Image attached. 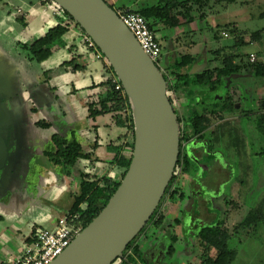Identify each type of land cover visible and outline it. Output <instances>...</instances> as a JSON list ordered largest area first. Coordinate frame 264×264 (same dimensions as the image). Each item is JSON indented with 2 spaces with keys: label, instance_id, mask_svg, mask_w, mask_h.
I'll return each instance as SVG.
<instances>
[{
  "label": "rangeland",
  "instance_id": "rangeland-1",
  "mask_svg": "<svg viewBox=\"0 0 264 264\" xmlns=\"http://www.w3.org/2000/svg\"><path fill=\"white\" fill-rule=\"evenodd\" d=\"M42 1L0 0V105L8 121L6 143L9 149L7 166L0 170V224L5 229L9 228L11 233L13 225H23L25 220L18 241L14 239L3 246L8 237L2 235L0 264H11L10 259L22 249L18 245H24L25 237L36 225L50 230L56 228L41 221L43 218L49 221L50 215L46 210L56 208L43 197L44 179L50 176L59 180L62 177L69 181L76 179V190L82 172L108 175L118 180L124 169L117 162H111L118 155L112 141L119 140L124 154L130 156L133 153L130 147L125 146L132 133L129 131L125 137L127 128L117 124L114 114L96 120L89 117L87 101L97 99L108 90L107 87L95 89L89 86L112 78L113 74L108 71L110 67L104 64V59H97L94 51L88 48L81 30L73 29L75 33L66 34L67 47H58L47 60L38 62L31 59L32 53L26 46L57 24L63 14L55 3L43 4ZM106 1L118 10V6ZM121 1L132 5L131 0ZM138 3L154 5L158 0H140ZM135 7L131 10H137ZM207 13V21L199 18V12H194V21L183 18L184 22L181 19L179 27L156 26V34L163 47V58L156 62L163 72L169 64L186 54L196 58L189 67L191 73L221 67L225 54L232 52L240 55L236 62L241 59L248 61L250 57L246 54H254L256 59L264 61V0H236L226 7L224 3H215ZM230 23L237 26L238 33L233 34L230 28H225ZM78 55L79 64L86 65L85 70H66L63 63ZM197 90L198 95L189 100L168 92L183 126L189 110L203 112L211 109L212 103L229 94H233L239 106L236 112L228 110L210 115L211 126L206 133H215L209 136L206 145L192 142L195 138L184 141V150L187 148L189 151V169L181 172L178 179L184 197L174 203L178 207L168 208L163 204L161 210L162 213L168 212L171 218H182L183 224L176 226L179 240L169 255L167 248L161 246L164 242L156 243L146 257V264H206L201 261L203 251L199 242L190 249V238L183 237L189 228L192 229L189 217H195L199 222L196 232L203 226L217 223L228 229L231 234L229 247L237 254L231 264H264V221L259 219L255 225L240 227L250 211L264 215V76L241 70L225 79L215 92L207 86ZM118 92L122 98L125 97L124 92ZM201 100L206 101L204 105H199ZM115 103L114 99L113 105ZM188 104L196 107L191 109ZM127 109L125 105L123 116L129 114ZM54 134L70 141L77 140L83 152L90 153L89 158L80 159L71 169V178L66 177L63 164L54 163L46 154V151L54 149ZM96 141L99 146H96ZM204 145L207 155L201 148ZM192 147L200 148L197 154L201 157L191 151ZM68 193L62 190L57 204L61 205ZM201 198L209 201V210L201 207ZM148 229L149 233L157 232L151 224L144 232ZM167 229L169 233L173 232L170 226ZM162 231L160 233H165ZM186 233L195 234V228ZM185 242L189 248L184 247ZM211 254L214 256L213 252Z\"/></svg>",
  "mask_w": 264,
  "mask_h": 264
},
{
  "label": "water",
  "instance_id": "water-1",
  "mask_svg": "<svg viewBox=\"0 0 264 264\" xmlns=\"http://www.w3.org/2000/svg\"><path fill=\"white\" fill-rule=\"evenodd\" d=\"M104 53L128 97L134 120L132 160L106 207L51 264H113L159 205L181 152V126L169 82L106 0H53ZM0 105V170L9 149L8 121ZM127 260V259H126Z\"/></svg>",
  "mask_w": 264,
  "mask_h": 264
},
{
  "label": "trees",
  "instance_id": "trees-1",
  "mask_svg": "<svg viewBox=\"0 0 264 264\" xmlns=\"http://www.w3.org/2000/svg\"><path fill=\"white\" fill-rule=\"evenodd\" d=\"M47 2L55 3L53 0H43L42 3ZM236 0H158L157 4L141 7L136 12L145 16L151 26L156 28L157 25L163 24L164 27L176 28L181 25V19L188 18L189 21H194V12H199V18L205 20L208 16L207 9L212 8L215 3H224L226 7L229 3H234ZM65 17L60 20L53 27L49 28L41 37L34 41L31 45H27L26 48L31 51V59L38 62L47 60L58 47H67V42L64 36L72 29L81 30L83 34L89 36L81 25L65 10L60 8ZM226 29H231L233 34L238 33V28L234 23L225 25ZM156 30V29H155ZM90 37V36H89ZM216 39L219 38L217 34L214 35ZM91 38V37H90ZM92 39V38H91ZM96 48L101 52L105 60H108L100 48L96 45ZM92 50V49H90ZM221 49L217 50L218 52ZM250 57V54H246ZM80 56H74L71 60L65 61L63 66L68 71L79 72L84 71L86 65L79 64ZM195 57L192 54L182 55L180 59L173 61L166 67V71H162L163 75L169 82L168 92L174 93L178 98L192 99L198 95V88L207 86L212 91H216L217 88L223 83L225 79L230 76L236 75L241 70L248 71L251 74L257 76H264V61L256 59L251 62L241 59L240 62H236L240 59V55L235 53H226L221 67L205 69L202 73H191L189 67L195 62ZM113 77H109L101 82L92 84L89 88L107 87V91L97 96V99L87 101V107L90 118H96L98 116L114 114L117 124L121 127L127 128L125 137L132 133V138L125 146L130 147L132 152L134 149V120L132 116V110L125 90V97L120 96V92L115 90V80L121 82L112 65H109ZM124 89V88H123ZM121 91V92H122ZM114 99L116 101L113 105ZM171 101L172 98L170 97ZM127 106L129 114L126 113L123 116V110ZM237 102L234 97L229 94L223 100L212 103L211 109H205L203 112L197 111V109L189 110L188 118L184 121L178 117L181 126V152L179 160L173 174V177L150 220L147 222L141 232L128 244L124 255L126 258H130L128 252L133 250L134 253L140 255L138 247L135 242L142 233L146 230L147 226L152 223L159 224L165 217L162 213V206L165 201H171L178 203L184 197L183 187L180 186L179 177L180 173L189 169L187 153L184 152L182 143L195 138L194 141L208 143L209 136L215 131H211L210 135L206 132L211 126L210 115H215L228 110H237ZM264 107V103H263ZM192 109V108H191ZM223 117V116H221ZM264 120V113L262 114ZM262 120V121H263ZM43 124V123H39ZM47 125V124H43ZM208 135V136H207ZM213 135V134H212ZM52 142L54 145L53 150L46 151L50 160L56 164H63L66 169V174H71V169L79 162L80 159L89 158L90 153H84L80 142L77 140H68L59 134L52 136ZM123 146H113L116 149L118 155L112 160L117 162L124 172L120 179H115L111 176L104 175L97 179L92 180V176L82 172L80 193L75 197V201L66 214L70 223H76L82 226V230L88 226L92 220L99 215V213L106 207L110 199L115 194L121 181L123 180L127 170L129 169L132 153L130 156L122 152ZM264 221V215L258 211H250L243 223L240 225H255L257 220ZM174 224H180L182 218H176ZM238 228V227H236ZM36 229V228H35ZM34 229V231H35ZM33 231V233H34ZM197 237L202 246V263L208 264H231L237 257L236 252L229 247V239L231 237L230 232L224 225L220 223L207 225L201 227L197 233ZM31 241L28 239L27 242ZM174 249V245L171 246V250ZM212 251H215L214 256H211Z\"/></svg>",
  "mask_w": 264,
  "mask_h": 264
},
{
  "label": "crops",
  "instance_id": "crops-1",
  "mask_svg": "<svg viewBox=\"0 0 264 264\" xmlns=\"http://www.w3.org/2000/svg\"><path fill=\"white\" fill-rule=\"evenodd\" d=\"M108 1L110 3H112L113 5L118 6V8H127V9L134 8V6H136L135 8L139 9L141 7H145V6L149 5V4H145V3L140 5V3H138V1H140V0H131L132 1V5L131 6L125 5L124 3H120V2H122L121 0H108ZM64 18L65 17L62 15V16H60L59 20H63ZM207 19H205V21H207ZM182 22H184L183 19H182ZM68 33H67V35H72L70 33H75V31H73V29H72ZM64 39H65V37H64ZM65 41H67V40H65ZM168 63L169 62H167V65H168ZM97 88H95V89H97ZM231 95L233 96V94H231ZM234 99H235V97H234ZM205 102H206L205 100H201V102L199 101V105H201V104L204 105ZM257 104H259V102ZM188 105H189L190 108L193 107V106L196 107L195 104L194 105L193 104H188ZM236 106L238 107L239 105L237 104ZM257 112L259 114L261 113V111H257ZM103 116L104 115L98 116V117H103ZM98 117H96L94 120H96ZM95 124H96V121H95ZM95 126H96V130L98 131V128H97L98 127V123ZM98 137H100V136H98ZM120 137H122V136H120ZM112 142H113V144H111V145H113V146L119 145L118 144L119 140H117V141L114 140ZM99 145H100V143L98 141H96V146H99ZM122 152L125 153L123 151V148H122ZM205 155H207V154H205ZM203 166H204V164H203ZM86 174H89L90 176H92V180L101 177V176H97L96 174L95 175L91 174V173H86ZM71 176H72V173L70 175L66 174V177L71 178ZM75 182H76V179H74L72 181H69L67 178H63L62 177V179L59 180L55 176H53V177L50 176V178L43 180V187L45 189V191L43 193V195H44L43 197L45 198V200H47V203H50L51 205L53 204V206L56 207V208H53V209H47L46 210V211H48L47 214L50 215V218L48 219L49 221L45 220V218H43L41 220L44 225H52L55 228L56 224H57V220L59 218L65 216L69 212V210L71 209V207H72V205H73V203L75 201V197L80 193L81 179L79 180V184H78L79 188H78V190H76L75 187H74V183ZM62 190L63 191H67L69 193L66 195L65 199L62 201V204L60 205V204H57V201L59 200V197H60V194L62 193ZM200 203H201V207H203V208H205L207 210L210 209L209 201H207L205 198H201V202ZM164 204H167L166 207H168V208H170L172 206L173 207H178L177 205H175L171 201H167V203L165 202ZM163 214H164L165 217L163 218V220L161 222H159V224H156V223H152L151 224V226H153V227L155 226L156 227L157 232L155 231V233H149L150 231L148 229L146 232L142 233L140 235V237L137 239V241L135 242V245L138 247V252L140 253V255L134 253L133 250H130L128 252V254L130 256L129 259L128 258H126L127 260L126 259H119L113 264H146L147 263L146 257L154 249V247L156 246V243H160V241H162V243L164 242L163 244H161V246L163 248L165 247V249L167 248V254L168 253L170 254L171 246L174 245V247H176L175 244L177 243V240H179V234L176 232L177 231L176 226H181L183 224V221L180 224L176 223V224L173 225V222H175L174 220L177 217L175 216L174 218H171L168 212H166V213L163 212ZM189 220L192 221L191 228L192 229L195 228V234L193 233V235H188L186 232L192 230V229L189 228V230H187L185 232L183 237L190 238V240H189L190 241L189 242L190 249H194L196 243L199 242V245H200L199 247H200V249L202 251L201 243L199 241V238L197 237L198 231L196 232L197 228L199 227L198 226L199 222L195 221L196 220L195 217H189ZM20 224L13 225V227H12L13 229L11 230V233H9V228L5 229L0 224V239L3 237L2 235H5L6 237H8L6 242H4L2 244L3 246H6L7 243L13 242L14 239L18 241L19 234L21 232L22 226L25 224V220L23 221V225H22V223H20ZM166 226L167 227L170 226V231H173V232L169 233ZM38 227L49 229V228H46L44 226H37V225L35 226V228H38ZM34 229H32V232H31V234L29 236L25 237V239H24L25 243H24L23 246L19 243L20 245H18V247L21 246L22 249H20V251L19 250L17 251L15 258L10 259V263L11 264L15 263L16 259L22 254V252H23V250L25 248V245L30 242V241L29 242H27V241H28V239L31 240V236L33 234ZM162 230H164L165 233H160V231H162ZM166 243H167V245H166ZM184 245H186V246H184L185 248H189V245H188L187 242H185ZM174 249H176V248H174ZM212 252L215 254V251H212Z\"/></svg>",
  "mask_w": 264,
  "mask_h": 264
},
{
  "label": "built area",
  "instance_id": "built-area-1",
  "mask_svg": "<svg viewBox=\"0 0 264 264\" xmlns=\"http://www.w3.org/2000/svg\"><path fill=\"white\" fill-rule=\"evenodd\" d=\"M59 11H61L60 7ZM116 12L126 27L134 34L145 53L157 64L156 61L161 58L163 47L157 37L155 28L151 26L149 20L141 13L127 8H118ZM84 37L88 48L94 51L97 59L103 58L104 64L109 66L110 62L105 60L96 48V43L85 34ZM250 61H256L254 54H250ZM114 82L116 91L124 90L121 82L117 80ZM81 231L82 226L70 223L67 215L57 220V226L54 230L38 227L32 234L31 241L25 245L22 254L14 264H51L70 246Z\"/></svg>",
  "mask_w": 264,
  "mask_h": 264
},
{
  "label": "flooded vegetation",
  "instance_id": "flooded-vegetation-1",
  "mask_svg": "<svg viewBox=\"0 0 264 264\" xmlns=\"http://www.w3.org/2000/svg\"><path fill=\"white\" fill-rule=\"evenodd\" d=\"M161 58H163V52H162V55H161ZM4 138H5V141H6V139L8 138V128H7V132L5 133V135H4ZM195 140V139H194ZM194 140H191L192 142H197V143H199L198 141H194ZM201 143H203V142H201ZM184 144V142L182 143V146L183 147H185V145H183ZM186 147H187V145H186ZM204 151V153L206 152V146L204 145L203 147H201ZM198 149H200V148H197V147H195V148H191V151L194 153V154H196L197 156H199V154H197V150ZM184 152H186V153H188L189 151L187 150V148H185V150H184ZM200 157V156H199Z\"/></svg>",
  "mask_w": 264,
  "mask_h": 264
}]
</instances>
